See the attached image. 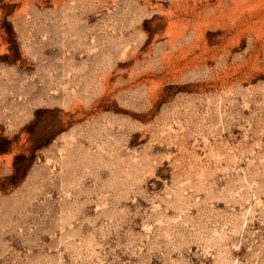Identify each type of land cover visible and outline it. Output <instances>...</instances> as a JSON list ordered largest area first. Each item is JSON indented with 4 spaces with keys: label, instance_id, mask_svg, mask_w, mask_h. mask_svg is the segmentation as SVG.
Listing matches in <instances>:
<instances>
[{
    "label": "rangeland",
    "instance_id": "374dc122",
    "mask_svg": "<svg viewBox=\"0 0 264 264\" xmlns=\"http://www.w3.org/2000/svg\"><path fill=\"white\" fill-rule=\"evenodd\" d=\"M0 264H264V0H0Z\"/></svg>",
    "mask_w": 264,
    "mask_h": 264
},
{
    "label": "bare ground",
    "instance_id": "6f19581e",
    "mask_svg": "<svg viewBox=\"0 0 264 264\" xmlns=\"http://www.w3.org/2000/svg\"><path fill=\"white\" fill-rule=\"evenodd\" d=\"M240 7V6H239ZM242 7V6H241ZM244 7V6H243ZM235 8H236V6H235ZM238 9V8H237ZM235 10V9H234Z\"/></svg>",
    "mask_w": 264,
    "mask_h": 264
}]
</instances>
